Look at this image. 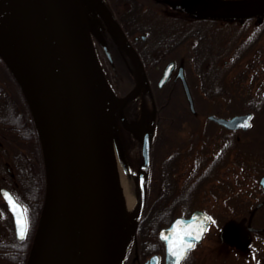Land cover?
I'll return each instance as SVG.
<instances>
[{"label": "water", "instance_id": "95a60500", "mask_svg": "<svg viewBox=\"0 0 264 264\" xmlns=\"http://www.w3.org/2000/svg\"><path fill=\"white\" fill-rule=\"evenodd\" d=\"M7 3L8 9L12 4L17 15L18 24L15 19L14 22L20 31L18 47H22L18 61L20 64L23 62L22 68L27 74L28 94L7 66L30 106L44 167L43 204L25 264H114L103 207L108 208L114 221L118 220L120 199L116 191L108 131L118 150L115 112L134 95L130 93L118 98L107 86L88 30L85 4L99 13L131 57L139 74L144 76L141 62L119 25L99 0H8ZM66 4L73 10L77 32L66 18ZM12 41L7 44L15 51V38ZM3 46L0 39V48ZM102 46L107 53L104 42ZM173 66L171 62L165 67L158 86L167 81ZM176 78L180 79L188 106L193 110L181 68ZM96 83L101 85L112 102H117L108 121L102 115ZM210 118L228 129L245 130L248 127L241 125L249 124L250 114L229 119ZM150 147L151 134L146 132L141 148L140 206L126 249L145 208ZM89 169L98 180L97 191L92 187ZM4 193L23 213L22 206L8 190H0L12 216L15 236L21 239L16 214L5 200ZM209 223L208 215L195 210L187 218L176 217L168 227L160 229L158 238L165 247V263L176 264V257L169 253V241L192 245L200 242ZM197 236L198 239H193ZM123 254L115 264H120ZM154 257L144 264H155Z\"/></svg>", "mask_w": 264, "mask_h": 264}, {"label": "trees", "instance_id": "16d2710c", "mask_svg": "<svg viewBox=\"0 0 264 264\" xmlns=\"http://www.w3.org/2000/svg\"><path fill=\"white\" fill-rule=\"evenodd\" d=\"M102 1L121 19L123 30L129 37L138 33L145 35V41L138 42V53L149 77L152 96L145 91L147 101L141 103L140 108L154 107L158 110L151 125L146 205L122 263L140 264L152 252L160 251L158 247L161 243L157 239L160 228L167 226L174 217L188 216L198 208L195 179L190 177L183 182L180 178L179 154H172L169 160L167 158L168 152L179 150L183 144L167 135L169 125L165 120V110L178 108L186 113L187 105L179 83L170 81L162 88L156 86L159 71L155 70V66L162 68L166 61L176 59L177 50L185 46V76L192 91L194 107H204L205 100L215 101L212 107L233 108L235 111L231 114L249 111L252 113L251 124H263L264 81L245 78L257 77L264 71V52L258 48L264 34V11L246 17L241 24H237L213 16H162L152 11L149 15H143L135 6L136 0ZM146 1L152 9L165 8L161 1L141 0L144 8ZM135 13L138 14L139 23H136ZM94 15L98 17L96 13ZM105 30L111 34L107 27ZM236 69L238 72L233 73ZM231 76L236 77L235 80L226 79ZM128 110L124 118L126 129L130 131V128H136L139 131L141 126L136 109L132 111L130 106ZM243 150V147H235V157L242 159ZM129 159L126 167L134 175L139 170L140 156ZM194 166L192 160L191 172L195 171ZM185 183L188 189L183 192ZM0 188L8 189L23 206L28 229L24 239L16 240L9 225L1 223L0 264H25L43 203L44 168L31 109L1 58ZM4 207L0 198L2 220L6 217Z\"/></svg>", "mask_w": 264, "mask_h": 264}, {"label": "flooded vegetation", "instance_id": "af4514ba", "mask_svg": "<svg viewBox=\"0 0 264 264\" xmlns=\"http://www.w3.org/2000/svg\"><path fill=\"white\" fill-rule=\"evenodd\" d=\"M151 1L156 2L154 0ZM160 1L164 2V0ZM146 4L147 5L144 8V4L141 3V0H136L135 6L136 8H139V11L143 15H149L150 11L158 13L162 16L172 15L171 13L165 12L164 7H153L152 9L149 2L146 1ZM84 6L87 7V4ZM113 17L123 30L121 19H118L114 14ZM137 17L138 14L135 13L136 23H139ZM91 19V15L86 16V22L89 30L94 29L99 35L98 39H93L92 37L93 46L98 56L97 58L99 60L100 55L98 53L101 52L106 61L107 57L101 48V43L103 42V39L104 42L107 41L108 33L105 31L104 36L100 30L101 24L94 22ZM124 33L130 44L138 53V42L145 41V35L139 34L138 36L129 37L127 32L124 31ZM171 61L174 62L173 70L168 81L163 85V87L170 81L180 84V81L176 78L179 65L173 59L166 61L162 68L155 66V70L159 71L156 83L161 77L164 67ZM145 73L149 82L146 70ZM126 75L129 76V78L135 77V74L133 71L130 72V69L129 72L127 70ZM235 78L236 77L231 76L226 79L235 80ZM245 79L264 81V76H246ZM193 80L195 81L197 79L193 78ZM109 84L112 89H116V85L114 83L109 81ZM134 85L135 83L127 90L123 91V94L120 95V97L133 91ZM189 90L192 96V91L191 89ZM137 93L138 91L135 92V94ZM183 97L187 105L186 113L184 109L180 110L178 108L165 110L167 115L165 120L169 125L167 135L169 138H177L179 143L183 144V146L180 145L179 150L168 152L169 155L167 158L169 160L172 157V154H179L181 160L180 178L183 182H186V180L190 177L195 179L198 208L194 210L203 211L210 217L211 220L201 241L193 244V247L186 252L184 258L179 262V264H264V123L258 125L251 124L252 113L249 111L231 114L235 111L233 108L226 106L212 107L211 105L215 101L209 102L208 100H205L203 102L204 107H194L192 110L188 107L184 93ZM143 99L144 96L136 97V99L129 102L131 104L129 106L127 105L123 112L127 114L129 111L128 109L131 106V110L133 111L134 108L138 113L142 110L140 105ZM156 111L158 110L153 109V112ZM261 111L264 113V108H262ZM176 113H179V115L176 116ZM246 113L251 115L250 125L246 130H242L241 128L236 130L228 129L220 124H217L210 118L229 119L231 116ZM141 120L142 122L145 120L142 112ZM261 120L264 121V117ZM173 122L176 124L173 125ZM169 143L171 142L169 141ZM235 147H243L244 150L242 151V159L235 157ZM236 159H241L242 161H236ZM192 160L195 162L194 172L190 171L192 168ZM1 189L2 188H0V190ZM182 189L183 192L187 191L188 188L186 183ZM4 206L6 217L2 220L0 215V225L2 222H5V224L7 223L13 237L16 239L12 216L8 212L5 204ZM23 211L25 213L24 208ZM229 225L232 226L229 227L228 232L231 239H235L240 236L248 239L246 245L248 251L243 252L244 255L235 254L234 256L229 253L220 252L221 250L218 251L220 248L214 244V238L205 242L210 227H215L220 230L222 227ZM158 248L160 251L152 252L149 256L143 259L140 264H144L146 260L154 256L156 259L155 264H166V254L163 244L161 243V246ZM204 249L211 250L213 252H207L204 251Z\"/></svg>", "mask_w": 264, "mask_h": 264}, {"label": "rangeland", "instance_id": "374dc122", "mask_svg": "<svg viewBox=\"0 0 264 264\" xmlns=\"http://www.w3.org/2000/svg\"><path fill=\"white\" fill-rule=\"evenodd\" d=\"M7 1L8 0H0V39L4 44V46L0 48V58L3 60L6 66L8 65L6 60L7 58H11V56H13L12 55L13 50H12V46L7 44L8 41L6 39L8 37L5 38V35L7 33L8 27L11 25L10 24L11 20L13 22L15 19L16 23L18 24L17 15L14 12V8L11 4L8 9L9 3H7ZM154 1H158V0H154ZM163 3L165 5L164 11L167 13H171L174 16H182V17H201V16L202 17H207V16L212 17L213 16V17L220 18L223 21H230L232 23H237V24H241L242 21L246 17L261 14V12L264 11V0H164ZM260 17L262 18V16ZM3 22L5 23V25ZM94 31L96 30L94 29L91 30V32H94ZM138 35L139 33L135 34L134 36H138ZM107 44H108V53L111 57L110 59H107L106 60L107 62H106L101 52H99L98 53L100 55L99 64L104 74H106L107 79L116 85V89L114 88L116 94L122 95L123 91L127 90L129 87H131L135 83L133 77L129 78V76L126 75L127 70L129 72V69L132 67H131L129 60L125 58V56L116 47V44L113 41L108 39ZM13 48L15 49V47ZM258 48H261L264 52V36L262 37L260 43L258 44ZM175 58H177L176 62H178L179 66L185 67L186 60H187V48L185 46L180 47L175 54ZM109 65L114 66L113 69L115 70V72L111 73L112 68ZM18 68H19V65L17 64V69ZM237 70L238 69L234 70L233 73L238 72ZM130 72H132V69H130ZM258 76H264V71L262 70L257 75V77ZM130 82L131 83L133 82V83L131 84ZM142 82H143V79L138 78V88ZM144 85L145 83L143 84V86ZM146 101H147V98H144L142 103L145 104ZM116 103L117 102H114V105L112 106L108 116L111 114L112 109ZM153 109L155 108L154 107H150L149 109L142 108V110L138 112V116H141V112H142V114L145 116L144 117L145 121L150 122L152 125V122L156 118L155 112H153ZM108 116H107V121H108ZM122 119H123V116L120 114V116L118 117V122L119 120L122 121ZM126 124H127L126 121L123 120L122 126L124 128L126 127ZM122 126H118L117 128V135H118V139L120 142V148L118 150H116L114 146V142L110 136V131H108V135H109L110 148L114 150L116 157L119 161V164H121L122 166L123 165L126 166L128 158L133 159V158L140 156L141 144H140L139 137L143 133H145L146 129H144L141 132H138L136 128H134V130L130 128V131L132 133L126 130L128 132L127 133L122 128ZM130 134L133 136H131ZM140 162L141 161L139 160V170H138L139 172L137 173L135 172L136 174L134 175H131L128 172H126L129 178L130 190L136 199V212L134 215L135 219L138 214V210L140 206V196H141L140 195L141 194L140 193L141 192L140 191V172H141ZM229 227H232V226L230 225L225 226V227H222L220 230H218V228H215V227H210V230L207 233V238L205 239V242H207L209 239L212 240L214 238L215 243L214 242L213 243L216 244V246H219L220 248L218 251L221 250L220 252L229 253L234 256L235 254L244 255L243 252L248 251L246 247L248 239L242 236L235 238V239H231L228 233ZM204 251L213 252L211 250H206V249H204ZM127 264H130V263L128 262Z\"/></svg>", "mask_w": 264, "mask_h": 264}, {"label": "bare ground", "instance_id": "6f19581e", "mask_svg": "<svg viewBox=\"0 0 264 264\" xmlns=\"http://www.w3.org/2000/svg\"><path fill=\"white\" fill-rule=\"evenodd\" d=\"M65 15L67 20L72 26V29L77 32V23L76 19L73 13L72 8L70 5L66 4L65 7ZM11 16V15H10ZM4 23V22H3ZM11 24V25H10ZM10 26L8 27L7 33L5 35V38L8 37L6 40L8 43H13L12 38H15L17 48L15 51L13 50V56L11 58H7V63L9 67L12 69V71L15 73L16 77L19 79L25 93L28 94L29 89L28 85L29 82L26 78V71L23 67V62L21 61V64L19 63L18 59L21 54V49L18 47L20 42V31L18 27L16 26V23L12 20L10 22ZM5 25V23H4ZM11 37V38H10ZM20 50H19V49ZM17 64L19 65V68L17 69ZM96 88L98 91V96L100 100L102 115L104 118H106L114 104L112 102L111 98L108 96L107 93H105L101 89V85L99 83H96ZM110 156L112 160V168L113 173L115 177V184H116V191L118 194V197L120 199L119 204V217L118 220L114 221V218L111 214V212L108 210V208H104V216L107 223V232H108V241H109V248H110V254L111 259L114 262H119L122 253L126 249V246L128 244L129 237L133 231L134 228V222H135V212H136V199L133 196L130 187H129V178L126 172L122 169L121 165L119 164V161L116 157V154L113 149L110 148ZM89 176L92 183V187L94 191H97L98 183L95 176H93L92 172L89 169ZM99 189V188H98Z\"/></svg>", "mask_w": 264, "mask_h": 264}, {"label": "snow or ice", "instance_id": "6c2138e0", "mask_svg": "<svg viewBox=\"0 0 264 264\" xmlns=\"http://www.w3.org/2000/svg\"><path fill=\"white\" fill-rule=\"evenodd\" d=\"M241 127L247 128L249 127V124L245 122ZM4 198L8 202L10 208L13 210V212L16 214V223L18 225V234L21 239H24V237L27 234V221L25 218V214L20 212V210L16 207L15 202L11 199V197L4 193ZM163 239H167V237H164L162 235ZM193 239H198L197 237H193ZM193 247L192 244H184L182 241H175L171 240L169 241V253L176 257V264H179V262L184 258L187 250L191 249Z\"/></svg>", "mask_w": 264, "mask_h": 264}]
</instances>
